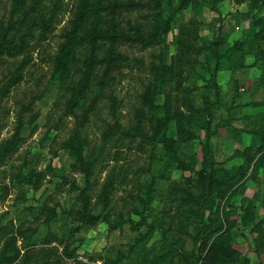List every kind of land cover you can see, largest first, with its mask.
Masks as SVG:
<instances>
[{
  "label": "rangeland",
  "instance_id": "374dc122",
  "mask_svg": "<svg viewBox=\"0 0 264 264\" xmlns=\"http://www.w3.org/2000/svg\"><path fill=\"white\" fill-rule=\"evenodd\" d=\"M108 2L95 19L88 15L82 30L95 26L119 35L95 42L83 39L74 54L76 60L83 55L102 59L112 51L123 58L110 69L102 62L91 71L85 107L92 111L81 133L84 159L91 165L87 174L71 168L67 149L75 128V119L65 114V103L73 97L71 85L65 87L52 76L62 36L80 0H26L27 17L21 11L12 19L16 29L8 40L19 44L22 39L25 49L21 56L0 60V253L19 252L10 264H157L168 248L184 256L201 248L203 262L210 241L221 237L232 264L249 263L250 248H259L256 230L263 222L247 220L258 212L253 198L239 203L233 196L254 175L264 143L249 154L245 177L231 196L232 190L225 189L227 177L216 165L217 184L208 194L204 218L197 214L204 188L197 176L203 126L211 134L214 106L209 102L219 97L201 80L199 70L208 65L203 62L206 44L218 40L222 30L216 8L209 0ZM11 6V0H0V36L9 24ZM39 10L56 17L54 31L44 37ZM156 16L170 19L169 31L159 42L143 41L154 31ZM75 67L81 64L76 61ZM163 68L167 74L158 80L156 70ZM73 76L77 80L78 73ZM103 80L106 85H100ZM149 88L154 90L153 107L141 100ZM111 97L117 102L115 113ZM204 106L211 109L208 115L201 110ZM165 111L171 117L166 134L178 142L184 170L163 158L161 144L150 141ZM139 131L141 136H136ZM85 186L87 211L100 217L92 224H84L80 216L79 190ZM225 191L227 196H218ZM148 192L151 200L144 207ZM258 208L264 214V207ZM216 210L228 214L223 228L214 221Z\"/></svg>",
  "mask_w": 264,
  "mask_h": 264
},
{
  "label": "trees",
  "instance_id": "16d2710c",
  "mask_svg": "<svg viewBox=\"0 0 264 264\" xmlns=\"http://www.w3.org/2000/svg\"><path fill=\"white\" fill-rule=\"evenodd\" d=\"M159 3L163 0H157ZM221 0H209V4L213 8H216L217 3H219ZM12 6L10 8V17L8 20V26L5 28L3 34L0 36V60L4 57L8 58H16L18 56H21L24 53L25 45L20 39L19 44H13L11 41L8 40V35L11 31H14L15 28V21L12 20L15 16L19 14L21 11H25L23 14V17H27L28 10L26 9L27 6H25L26 0H11ZM121 5V4H120ZM106 6H109L108 0H80V4L77 10L76 16L73 18L70 24V29L62 36L63 42L59 45L58 52L56 53V56L54 58L55 66L53 67V73L52 76L55 77V79L60 82L61 85H71L72 88V95L73 97L66 101L65 103V114L69 117H72L75 119V128L72 133V136L68 142V151L73 157V164L71 168L82 174H87L89 170L91 169V165L89 162H87L84 159L83 154V141L81 138L82 129L84 126L88 123L89 120V113H91L92 108L89 107L86 109V98H87V92L91 88V76H92V68L94 65H97L102 62H106L107 65L110 67H113L116 63H120L121 59H123L118 54L112 53L110 51L108 53V56L106 58L98 59L95 55L90 56H82L83 58L75 59V52L77 49V46L83 39H90L91 41L95 42L100 39H112L116 38L118 32L115 29L110 30V32H103L98 27L92 26L85 30V32L82 34L83 31L82 28L86 22V19L88 15L91 13L94 16V19L96 16L98 17L99 12L103 11ZM28 8V7H27ZM39 32L42 37L45 35L53 32L54 28L52 26V22L55 20V15H49L46 16L45 14H42V12L39 10ZM154 22V31L148 33V36L143 39V41H150V43L159 42L161 39H163L166 35V33L169 31V26L171 24L170 19L168 18H160V16L153 17ZM171 27V26H170ZM219 40H210L205 46L206 54L203 56V62H207L208 65H204L200 71L201 80L205 83L207 87H211V89L214 90V95L218 97L219 94V86L216 81L217 73L221 68L223 59L226 58L228 50L223 48L221 46ZM148 43V42H146ZM202 52V50H201ZM76 61L81 64V68H76L75 63ZM209 66V67H207ZM83 67V69H82ZM82 69V70H81ZM82 71V72H81ZM167 69H157V78L158 80H162V77L167 74ZM78 73L77 80H74V73ZM108 73V70L106 72V75ZM19 77V76H18ZM53 80V79H51ZM107 83L103 80L100 85H106ZM154 93V90L150 91V88L148 91L144 92L141 100L145 105H148L149 107H153V98L152 95ZM110 106L113 113L116 112L115 107L117 106L116 99L111 97L110 99ZM210 108L212 109L215 102H209ZM78 109L82 110V113L80 115L76 114V111ZM84 109V110H83ZM206 106L202 107L201 110L206 115L209 114V110ZM206 110L207 113H206ZM171 121V117L169 116L168 112H164V116L161 119L156 120V124L154 126V133L153 136L150 138V141L153 144H161L163 149V158L167 159L172 162H176L179 167H182L183 170L185 169V163L178 157V148L179 144L178 142L172 138V136L167 135L168 131V125ZM208 125V124H206ZM20 128V126H19ZM205 133V139L203 141V144L201 145V152H202V161L201 171L197 172V176H200L203 178L204 181V188L202 194L198 197V209L197 214L201 215L202 219L204 218V214L206 213L205 208L208 205V194L211 191H214V188L217 183L216 182V162L213 158V153L211 150V139L212 136L216 133V125H212L211 134L209 132L208 127L203 126ZM215 129V130H214ZM211 135V136H210ZM136 136H141V132H137ZM135 137V136H132ZM162 158V160H164ZM250 158V155L247 157ZM245 163L241 165L239 168H237L234 172H225L224 174L227 177V185L226 190H232L229 196H231L235 192L236 186L244 179L247 167L246 160ZM254 158V157H253ZM253 158L251 160H253ZM250 160V159H249ZM164 163V161H162ZM264 163V155L262 154L257 158V160L253 164L252 172L256 169V167L260 166V164ZM259 164V165H258ZM211 168L213 170H211ZM210 169V170H209ZM209 170V172H207ZM223 171V170H222ZM215 183V184H214ZM219 183V182H218ZM88 190V187H84L80 191V197H81V203L82 208L80 211L81 221L84 224H92L100 218L99 216H95L87 211L88 205H89V198L85 192ZM218 191V190H217ZM227 192H220L218 196H227ZM146 200L142 201L144 207L148 205L151 200V194L148 192L146 194ZM218 208V207H217ZM214 221H216V225L223 228L222 221L228 222V214L227 213H221L220 211L216 210L213 212ZM202 233H199L197 236H200ZM196 236V237H197ZM221 237H215L210 241L209 248H205V251L207 252L206 258L203 260L200 259L201 255V248H198V250L195 252V250L192 252L191 255L184 256V254H181L177 252V249H173L170 251V248L167 250H163L161 253H163L162 260L161 258L157 259V264L159 262L163 263L164 257L167 255H172V257L178 256L179 261H182L184 264H224V263H231L232 260L229 257V253L231 252L228 248H223L222 242H220ZM1 257L4 258V264H10L14 262L18 256L19 252H14L12 254H8L6 250H3L1 253ZM200 255V256H199ZM229 257V258H228ZM232 258V256H231Z\"/></svg>",
  "mask_w": 264,
  "mask_h": 264
},
{
  "label": "crops",
  "instance_id": "0c3cea01",
  "mask_svg": "<svg viewBox=\"0 0 264 264\" xmlns=\"http://www.w3.org/2000/svg\"><path fill=\"white\" fill-rule=\"evenodd\" d=\"M215 13L220 16L218 26L222 27L218 42L228 53L216 77L219 97L213 108L212 125H219V128L210 146L217 166L223 172L232 173L264 143V2L223 0L217 3ZM262 154L261 151L257 157ZM253 173L243 180L239 193L233 196L239 203L244 197L253 198L258 212L251 211V216L245 218L263 222L256 230L259 248H250L251 259L242 264H255L254 259L264 264V214L258 208L264 207V164L256 167ZM173 258L178 256L167 255L164 262L158 264H170L169 259L172 262Z\"/></svg>",
  "mask_w": 264,
  "mask_h": 264
},
{
  "label": "built area",
  "instance_id": "2783aa9c",
  "mask_svg": "<svg viewBox=\"0 0 264 264\" xmlns=\"http://www.w3.org/2000/svg\"><path fill=\"white\" fill-rule=\"evenodd\" d=\"M263 2H264V0H263Z\"/></svg>",
  "mask_w": 264,
  "mask_h": 264
}]
</instances>
